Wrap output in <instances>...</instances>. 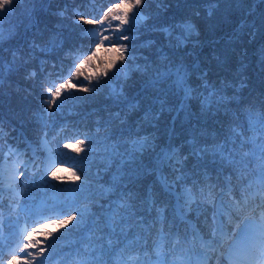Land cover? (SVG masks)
<instances>
[{"label":"trees","instance_id":"trees-1","mask_svg":"<svg viewBox=\"0 0 264 264\" xmlns=\"http://www.w3.org/2000/svg\"><path fill=\"white\" fill-rule=\"evenodd\" d=\"M126 2L134 3V0ZM218 2L142 0L140 7L128 13V22L122 26L120 21L111 19L113 13L108 11L121 0H17L12 12L0 18V108L7 109L9 118L29 137L38 138L40 98L46 94L45 84L55 78L57 73L53 69L59 63L56 59L61 58L60 61L68 64L72 73L69 78L75 85L69 87L73 100L68 108L72 114H81L80 111L88 108V114L81 119V128L88 126L86 118L90 115L93 118L90 128L67 127L68 136L73 143L80 140L73 138L84 133L92 136L88 141L82 140L85 148L99 146L102 141L114 144L106 156L109 161L98 162L93 170L109 167L110 174L117 167L112 165L120 159L144 165L142 172L136 171L142 177L147 168L157 163L166 144L182 149L185 142L194 141L204 149L206 140L201 134L204 127L215 122L223 132L233 129L234 117L228 107L240 111L258 102L264 110V0H243L245 9L229 14L230 22L215 23L211 28L205 13ZM46 3H49L47 8ZM85 20H92L90 24L102 35H111V39L97 47L100 35L79 36L89 26ZM116 25H120L122 33L115 31ZM121 35L127 39H119ZM38 38L42 41L46 38L48 47L39 50L42 42ZM29 43L38 46L30 47ZM121 46L123 60L117 59L120 53L113 50ZM34 48L36 51L32 52ZM250 51H253L251 61L240 67L239 58L248 57ZM178 68L189 71L190 85L196 91L193 99L201 96L192 106V115L177 110L178 100L171 92L182 91L180 85L174 86ZM32 72L36 73L35 77L30 76ZM211 88L215 90L210 97L207 91ZM156 94L159 100L167 98L163 111L158 112L159 103L156 111L143 114L152 97L157 98ZM204 96L210 99L206 107L202 106ZM132 97L129 108L120 110ZM47 108L42 112L51 122L54 120L51 117L59 113L56 107ZM101 115L107 116L100 120ZM253 135L251 132L245 137ZM256 142L260 143L258 136ZM6 145L0 141L1 152ZM249 147L256 150L248 143L243 151L247 152ZM178 154L184 158L182 150ZM125 178L122 185L130 181L132 173H127ZM81 179L87 181L88 177Z\"/></svg>","mask_w":264,"mask_h":264},{"label":"snow or ice","instance_id":"snow-or-ice-1","mask_svg":"<svg viewBox=\"0 0 264 264\" xmlns=\"http://www.w3.org/2000/svg\"><path fill=\"white\" fill-rule=\"evenodd\" d=\"M17 2V0H0V18H3V16L7 15L8 13L12 12L13 10V4ZM142 4V0H134V3L126 2V0H121V3H118L115 5V8H110L108 11L109 13H113L111 16L112 20H118L120 21V25H123L128 22V13L132 12L134 9L140 7ZM78 18H80L79 13H77ZM105 19H107V14ZM132 19H135V16L132 17ZM98 23H104L105 21H97ZM84 23H93L92 20H85ZM120 25L115 26V31L123 32V29L120 27ZM109 28H111V25L109 24ZM93 35H100V42L97 44V47L100 46V44L103 43L104 40H110V36H104L102 33H93ZM119 39H127L126 36L121 35L118 37ZM114 51L120 53V55L117 56V59L123 60V51L124 48L121 46L120 48H114ZM86 59H91V57H87ZM115 61H113L114 63ZM111 67V65H109ZM77 71H79V68H77ZM81 75L83 73H80ZM72 73L70 71L69 77H71ZM30 76L35 77L36 73L32 72L30 73ZM176 76H177V84L183 87L184 85V74L181 73V70L178 68L176 70ZM88 79V77H85ZM75 87V85L71 84L70 78L68 80H65L64 83L60 84H45L44 91L49 94L50 98H46L43 102L47 104L49 107L57 104V97L61 95V92L65 87ZM84 91H91L89 88H84ZM185 94L190 95L191 90L185 89ZM213 93H210L209 96L211 97ZM223 98L221 97V100ZM210 102L209 98H205V103ZM248 128L250 131L254 133L251 137H244L243 133L238 131L237 129H232L233 137L239 138L233 139L228 138L225 140L223 144H218L214 146V153H218L222 159H226L229 164L236 165L237 168L242 173L243 170L247 167L245 163V158L249 156H254L255 151H243L245 144H253L255 146V149L259 151L260 155V185L261 188L264 189V113H257L253 114L249 112L248 118ZM240 127V126H238ZM257 136L260 138V143H257ZM229 139L231 140L232 147L228 148V142ZM83 141H77V144L75 145H69L66 144L65 147H72L75 151L79 152L81 151V148L78 146L82 144ZM237 143L239 144V147H236ZM15 150L9 149V155L13 154ZM204 151H208L205 149ZM225 151L228 152V155L225 156ZM166 159L171 161L175 157V152L172 154H165ZM236 155L240 156V159L237 160L235 157ZM52 175L55 177V172L52 173ZM77 179H79L77 177ZM231 180L228 179V184L230 185ZM250 186V185H249ZM230 190V188H229ZM200 194L203 195V189L200 190ZM262 203L260 205H257V207L261 208L260 212V224L255 225L253 224V221L250 219L249 216H243L239 223H237L232 230V233L230 234L228 231V224H231L233 222V212L239 216L247 207V198L244 199V201L241 203L239 201L234 202L232 204L228 205V212L227 215V223L225 221L219 219L218 217L222 214L218 213L213 216L212 225L210 226V233L211 238H205L204 235H201L199 231L194 230L191 239L187 237V234L183 241L178 236L173 238V234L171 231H169V234L167 237L161 235L159 240L153 241V249H152V255L156 257L155 260H153L152 255H150L146 248V242L145 246H142L144 248L143 251V259L141 258V255L139 252H137L136 255H129L127 258L124 257L123 253L126 251H129L132 249L133 245H139L141 237H136L133 240H128V234L125 232L124 228V216L121 214V210L127 211L131 208L130 205L126 203H121L117 206V209L111 210V214L107 215L104 219L103 226L99 227L97 230L100 233H104L105 229H109L106 236L100 235L95 237L89 238V247H91V241L94 239L96 242H101L104 239L108 240V245L111 248L113 246V237H116V243L121 244L123 243V248L121 249V258L116 261V264H166V262L163 259L164 256V245L163 241L165 239H168L172 242L173 249L176 248V246L180 245L182 242L190 247H195L196 244H199L201 248L203 249H212L214 247V242L217 240H224V239H232L233 245H240V251L238 253V258L235 261V264H264V192H262ZM183 200V205L181 206V215L186 216L187 211L192 210V204L195 202L196 196L193 193V190L190 188H186L183 190V193L180 197H178L179 200ZM250 211H255V209H251ZM81 215V220H83V213ZM75 219L74 216H69L67 220H60L58 221L60 226H63L67 224L69 221ZM57 221H53V223H56ZM117 229H119V233L117 232ZM161 231H163L161 229ZM120 236L124 237V240L121 241L119 239ZM29 237H31V233H29ZM32 247H35V245H31ZM25 248H28L29 245H24ZM43 251V249H41ZM87 252V249H85ZM95 251V249H93ZM29 256L32 255V253H28ZM15 259V258H14ZM9 264H13V261H9ZM16 264H19V261H16ZM26 264H31V262H26ZM76 264H91V262L87 259L78 260ZM177 264H191V261H185L183 258Z\"/></svg>","mask_w":264,"mask_h":264},{"label":"rangeland","instance_id":"rangeland-1","mask_svg":"<svg viewBox=\"0 0 264 264\" xmlns=\"http://www.w3.org/2000/svg\"><path fill=\"white\" fill-rule=\"evenodd\" d=\"M215 1V0H213ZM219 2L216 4V6L213 9H207L206 10V19L208 20L210 27H214V24H221V23H225V22H230V20L228 19L229 14H232L233 12L236 11H240L242 8H246V6H244L242 3L243 0H218ZM247 12V11H246ZM264 16H262L263 18ZM123 26V25H122ZM126 29L127 27L124 26ZM89 34H93L94 32L96 33L95 30H88L87 31ZM111 36V35H108ZM247 52V51H246ZM253 51H250L247 56L248 57H244L241 56L239 59L240 60V67H243L245 65H247L250 61H251V53ZM223 57H225L224 55H222ZM183 74V73H182ZM215 90V88H211L209 89L207 92L213 93ZM66 92V93H65ZM206 97V96H204ZM40 100L42 101V110L48 109V105H45L43 103V99L40 98ZM72 97L69 94V86L66 85L65 89L62 90L61 95L59 97H57V104L60 107H64V108H68L69 106H71V102H72ZM60 103L63 105H60ZM25 104V103H24ZM23 105V104H21ZM56 105H53V107H55ZM42 110H37V116L38 119H40V113H42ZM53 112V111H52ZM61 123H57L55 126H41V129L38 131L39 133V137L38 138H33V145L37 148V150L39 149V147L41 146H55L58 142L65 140V138L63 137H59L60 133H63L64 130H62V128L60 127ZM0 129H4L3 125L0 122ZM5 137V135L3 133H0V141H4L7 142L5 140H3ZM6 138V137H5ZM65 144L62 145L63 148L66 149V151H68L70 154L76 155V158L81 161L79 162L76 166H69L66 165L65 169H66V173L69 175H76L78 177V175L80 176L79 180L81 183L80 187L81 190L83 189H90L93 188L95 185V181H93L90 177L93 176H98L99 174H103L107 172V168L103 169L102 171H98V170H93L95 165L98 162L101 161H109V158H106V156L109 154L108 150L111 151L113 150V148L111 147L112 144L108 145V144H103L100 148H90L87 147L85 148V146H83V144L78 145L81 148V151L77 152L74 150V148L72 147H65ZM77 143H70L69 145H75ZM60 147H56L55 149H58ZM54 149V150H55ZM61 151H65V150H61ZM61 151H56L53 152L50 155V159L55 156L57 153L61 152ZM8 147H7V151H5L2 155V157H8ZM15 154H17V152H15ZM20 156H15L14 152H13V157L11 160H2L0 161V170L1 173H3L2 175V179L3 181L10 186L11 188L14 187L15 183L18 181L17 180V176L19 174V170L17 169V166H24L25 164L30 165L32 162H34V160H29L27 158H25V160L23 161L22 159V155L19 153ZM90 157V158H89ZM101 158V159H99ZM120 163H122V160H116L114 162V164L112 166H117ZM111 163H108L107 165L110 166ZM82 165V166H81ZM83 167V168H82ZM124 175H127L126 173H123ZM89 175V176H88ZM81 177H88L87 181L81 179ZM60 182H71L68 178L65 177H59L56 176L55 177L52 175V173H50L49 175L46 176V180L44 182V184H40V190L41 193L43 194L45 192H50L51 194H53L56 190H58V184ZM77 183V184H78ZM0 184H2V182L0 181ZM92 184V185H90ZM16 188H18L16 186ZM102 199L99 198L98 201L93 202L91 204H83L84 206H80L78 207L76 210H74L73 212L69 213L68 215L64 216L61 218V220H67L69 216H74L75 219L69 221L67 224L60 226L58 222L53 223V221L56 220H52L49 219L47 221H42L39 224L35 225L32 229L36 228V227H40L35 231H32L31 233V237L30 239V245L28 248H32L31 245H35L34 248L35 249V253H39L41 252V249H44L46 246H48V242L49 240L52 239V237L65 230L66 228H68L66 231H69V227L73 224H75L76 222L81 220V213H83V220L82 224H87L88 222H95V221H99V219L97 217H92V219L90 221L85 220V216L86 214H90L91 212L94 213V215H96L97 213H99L98 211H94L95 210V206L96 204H100V201ZM13 203V207H17V202H12ZM3 226L2 224V218L0 217V227ZM31 229V230H32ZM20 231L23 230V228H19ZM65 231V232H66ZM91 237V236H89ZM58 241H62V239L58 240ZM79 251V250H78ZM70 258L73 259L72 256H70ZM33 261H35V259H28L26 260V262H31V264H35L32 263ZM26 262L24 264H26ZM4 264H9L7 262V260H5ZM15 264V263H13Z\"/></svg>","mask_w":264,"mask_h":264},{"label":"bare ground","instance_id":"bare-ground-1","mask_svg":"<svg viewBox=\"0 0 264 264\" xmlns=\"http://www.w3.org/2000/svg\"><path fill=\"white\" fill-rule=\"evenodd\" d=\"M66 178H68L70 181H71V183L72 182H78V181H80L79 179H77V176L76 175H69V174H67L66 175Z\"/></svg>","mask_w":264,"mask_h":264}]
</instances>
